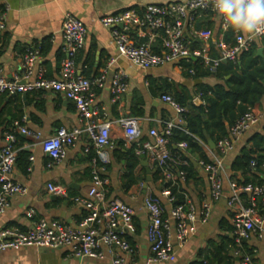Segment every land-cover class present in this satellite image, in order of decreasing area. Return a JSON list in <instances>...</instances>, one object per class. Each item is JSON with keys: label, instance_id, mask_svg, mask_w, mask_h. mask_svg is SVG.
Here are the masks:
<instances>
[{"label": "crops", "instance_id": "0c3cea01", "mask_svg": "<svg viewBox=\"0 0 264 264\" xmlns=\"http://www.w3.org/2000/svg\"><path fill=\"white\" fill-rule=\"evenodd\" d=\"M184 1L6 0L1 6L6 15V30L2 34L0 44V70L7 80L21 77L24 56L28 52L37 50L40 55L34 66V75L37 76L42 70L46 78L59 79L61 65L68 58L61 32L64 17L66 14H71L82 21L88 29L85 45L77 56V71L78 75L91 81L102 75L105 76L104 87L94 86L92 90L96 95L97 119L111 123L110 145L102 149L108 157V165L111 166L106 172L109 181L107 199H119L132 207L135 212V231L128 235L131 252L120 254L126 264H221L214 257V248L223 246L230 249L229 242L234 239L233 220L236 212L229 206L230 185L236 180H243L244 177L240 173H235L232 165L243 148L252 147L251 141L255 135H264L263 99L252 110L261 115L260 122L242 135L234 149L225 156L220 155L216 144L209 136L206 142L199 141L202 151L212 162L217 156L222 157L224 196L213 203L212 214L206 224L196 223V234L185 244L180 245L177 239L173 238L176 247L174 261L151 263L149 260L151 250L147 238L149 219L144 208V200L148 195L161 196L166 185L164 186L165 183L161 180L153 182L157 168L152 165L148 156L139 155L137 148L143 141H152L151 130L162 132L164 124L175 119L174 109L161 99L164 94L174 98L189 96L191 98L186 100L187 105L193 102L195 106L205 108L206 104L198 94L199 85L214 87L223 81L215 76L196 79L186 75L180 65L181 61L150 69L133 66L129 60L119 56L111 32L102 26L101 19L125 10H135L141 14L149 5H167ZM196 29L211 30L213 37L217 38L222 33L220 18L212 13H204L198 19ZM230 30L225 32V39ZM130 34L137 43L150 42L152 49L157 46L158 38L154 37V33L150 30L132 29ZM234 35L235 32L228 38L229 40H226H232ZM186 38L193 42L194 48L202 46V43L195 40L188 30ZM258 45L259 49L263 50L262 58H264V47L261 46V42H258ZM156 53H164L161 43ZM112 60L114 63L109 65ZM239 63L238 61L236 65ZM119 71L127 74L129 90L114 103L111 83L114 75ZM187 109L191 111L189 107ZM125 117L139 118L141 122V135L131 144L125 143L120 125V120ZM18 122L40 134L41 140L52 137L61 128L81 129L84 132L76 144L68 148L66 158L59 165L48 168L50 158L43 151L42 141L21 134L16 127ZM86 126V123L80 121L74 103L62 93L39 91L19 95L0 94V153L6 144L7 136L14 134L17 139L15 147L18 156L12 177L28 188L26 196L9 198L6 212L0 215V230L18 228L27 231L33 228L35 221L39 219L59 221L75 227L83 221L87 210L74 199L84 197L91 187L92 172L96 167L95 160H98L97 165L102 163L97 151L91 147L88 134L85 132ZM134 146L138 161L134 177L148 178L144 166V163L148 162L147 168L151 172L152 180L151 182L140 180L126 189L125 187L129 185L125 177L128 168L126 157ZM88 148H90L89 152L86 151ZM176 148L174 146V149ZM185 156L191 166H189L190 172L189 175L185 173L184 178H180L179 184L184 195L201 208L203 203L210 199L207 171L202 165L199 153L187 151ZM27 163L28 168H25ZM259 174L258 171H253L246 176ZM50 184L64 187L68 198L50 194L48 192ZM145 184L148 185L146 192H144ZM251 198L250 194H246L242 199L247 204ZM162 202L166 212L169 213L171 204L165 198H162ZM30 211L34 212L33 218L28 217ZM258 212L264 218L263 199L262 208ZM243 243L253 250L254 263L264 264V233L263 238L253 234ZM100 250L103 253L102 258L92 259L73 256L71 247L59 250L21 248L2 253L0 264H112L116 250L105 245H102ZM244 252L238 255L231 250L229 255L236 258L235 264H239L240 255L243 256Z\"/></svg>", "mask_w": 264, "mask_h": 264}, {"label": "built area", "instance_id": "2783aa9c", "mask_svg": "<svg viewBox=\"0 0 264 264\" xmlns=\"http://www.w3.org/2000/svg\"><path fill=\"white\" fill-rule=\"evenodd\" d=\"M6 0H0V44L2 34L6 30V15L2 5ZM204 13L217 15L211 5V0H185L184 2L167 5H149L139 14L135 10H125L115 15L105 16L101 19L102 26L111 32V37L119 56L126 58L133 66L150 69L182 60H200L203 66L211 73H215L224 61L237 64L241 54L249 52L256 42L264 40V35L255 39L243 38L235 32L232 40L225 39L224 23L220 18L222 33L213 37L211 30L196 29L198 19ZM150 30L154 37L162 41L163 54L155 53L151 43H137L131 37V30ZM191 32L195 40L202 43L201 47H193V42L186 38V31ZM62 35L68 58L63 61L59 79H48L41 70L34 75V66L39 59V51L28 52L23 59V75L13 80H7L0 70V94L19 95L32 92L53 91L62 93L76 107L81 122L87 124L85 132L88 134L91 147L97 151L101 165H97L92 172V185L84 197L75 198L74 201L85 207L87 215L78 226L64 224L59 221L39 219L33 228L23 231L18 228L0 230V255L9 250L21 248H41L59 250L71 247L72 255L77 258L100 259L103 256L101 246L105 245L116 250L112 264H126L120 254L131 252L127 236L135 231V212L125 202L119 199H107L109 181L106 177L108 157L102 151L111 142V123L97 119L95 108L96 95L92 88L104 87L105 76L91 81L78 75L77 56L85 45L88 29L82 21L71 14H66L62 25ZM214 52L215 54H212ZM114 63L112 60L109 65ZM193 73V72H191ZM129 90L128 76L119 71L112 79L111 92L113 102L116 103L121 96ZM162 101L169 104L176 112L174 120L164 124L162 132L155 129L150 131L152 141L142 142L137 148L139 155L149 157L152 165L159 170L161 182L166 187L161 196L148 195L144 200L149 225L147 238L150 245L151 263H170L176 256V247L173 244L175 237L180 245L185 244L197 232L196 223L206 224L212 214L214 202L224 196L222 157L231 152L236 142L252 127L258 125L261 115L251 111L243 115L234 126L230 128L229 136L219 141L216 146L221 156H217L211 164L205 167L210 183V199L205 201L201 208L185 196L184 203L174 206L175 197L171 188L179 184L184 178L183 171L174 170L186 166V152L188 144H178L177 151L170 148L174 129L184 130L186 108L180 106L171 96L163 95ZM125 143L131 144L141 135V122L139 118L125 117L120 120ZM18 131L28 137L41 140L40 134L16 123ZM84 130L59 129L52 137L41 140L45 154L50 158L47 167L59 165L67 155V150L79 140ZM16 136L9 134L6 144L0 153V215L6 212L8 200L11 197L26 196L28 188L16 182L12 173L17 161L18 150L15 147ZM90 151V148L86 150ZM252 167H257L254 160ZM264 170V161L260 166ZM229 206L235 209L233 220L234 239L240 247L244 240L253 234L263 238L264 218L259 215L255 198L264 200V185L239 186L231 183ZM48 192L62 198H68L67 190L59 185H48ZM243 194H250L249 203L242 199ZM162 198L169 201L172 208L169 213L163 207ZM34 212L28 213L33 218ZM240 252L236 254L239 255ZM239 264H255L249 255H240Z\"/></svg>", "mask_w": 264, "mask_h": 264}, {"label": "trees", "instance_id": "16d2710c", "mask_svg": "<svg viewBox=\"0 0 264 264\" xmlns=\"http://www.w3.org/2000/svg\"><path fill=\"white\" fill-rule=\"evenodd\" d=\"M234 33L230 30L227 34L226 39ZM261 46L264 47V40L260 41ZM162 45L160 39L157 40V46L153 47V51L157 52V47ZM258 42H256L253 48L246 53H243L239 57V64H220L215 73H211L209 69L205 68L200 60H182L180 65L186 75L192 76L193 78H206L215 76L222 80L223 83L217 84L214 87L209 85H199L198 94H200L202 100L205 102L206 107H197L192 103L187 105L186 100L191 97L182 96V98L176 97L169 94L180 106L186 108L187 112L184 116L185 124L184 131L174 129L171 137L170 148L172 151H177L174 146L180 143L188 144V151L192 153H199L202 162L204 164H211L212 160L202 151L199 141L206 142L209 136L214 144L227 138L229 131L232 126L246 113L251 112L256 104L264 99V58L258 56L259 50ZM193 72V73H191ZM191 111H188L187 108ZM144 142V141H143ZM252 147L243 148L239 157L236 158L232 165V170L235 173L242 174L243 180H236L235 182L239 186H262L264 185V170L260 167L264 161V135L257 134L252 138ZM142 143V142H141ZM134 146L126 157L127 160V173L125 175L129 182L125 188L128 189L130 185L138 183V181H147V177L143 176L141 179L134 177V170L138 166V161L135 156ZM21 158V155H20ZM258 163L257 167H252V162ZM186 166L175 168L176 171H183L187 175L190 172V164L187 161ZM190 166V167H189ZM108 165L106 168H110ZM25 168H28V163L25 164ZM255 169V170H253ZM253 171H258L259 175H253L252 177L246 176L251 174ZM189 178V176H188ZM161 180L159 170L157 169L156 174L153 177V182ZM165 186V184H163ZM165 187H169L165 186ZM109 190V189H108ZM110 192V191H109ZM172 196L175 197L174 206L184 203L185 195L178 184L171 188ZM246 197V194L242 195V198ZM244 200V199H243ZM257 209L262 208V199L259 197L255 198ZM127 241L128 236L126 237ZM230 249L228 247H215L214 257L219 260L221 264H235L236 258L229 255V251L234 250L235 252H244L243 255H249L254 258L253 250L247 247V244L242 243L240 247L236 245L235 239L229 242ZM246 253V254H245ZM255 262V260L253 259Z\"/></svg>", "mask_w": 264, "mask_h": 264}, {"label": "clouds", "instance_id": "9594fccd", "mask_svg": "<svg viewBox=\"0 0 264 264\" xmlns=\"http://www.w3.org/2000/svg\"><path fill=\"white\" fill-rule=\"evenodd\" d=\"M211 5L225 29L247 39L264 35V0H211Z\"/></svg>", "mask_w": 264, "mask_h": 264}, {"label": "water", "instance_id": "95a60500", "mask_svg": "<svg viewBox=\"0 0 264 264\" xmlns=\"http://www.w3.org/2000/svg\"><path fill=\"white\" fill-rule=\"evenodd\" d=\"M258 56L263 57V50H262V49H259V50H258ZM223 63H224V64H227L228 62H227V61H224ZM198 101H199V100H198ZM210 144L213 145V147H214V144H213L212 142H211ZM144 166L146 167V172H147V174H148V178H147V180H148V182H151V180H152V178H151V172H150V170L147 168V167H148V162H145V163H144ZM147 189H148V185L145 184V186H144V192H146Z\"/></svg>", "mask_w": 264, "mask_h": 264}]
</instances>
